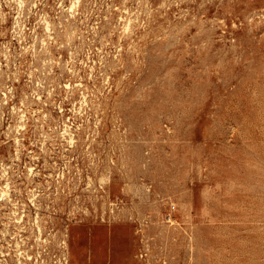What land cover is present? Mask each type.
<instances>
[{"label":"rangeland","instance_id":"rangeland-1","mask_svg":"<svg viewBox=\"0 0 264 264\" xmlns=\"http://www.w3.org/2000/svg\"><path fill=\"white\" fill-rule=\"evenodd\" d=\"M0 264H264V0H0Z\"/></svg>","mask_w":264,"mask_h":264}]
</instances>
